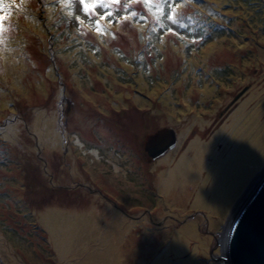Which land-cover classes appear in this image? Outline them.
<instances>
[{
  "label": "rangeland",
  "instance_id": "374dc122",
  "mask_svg": "<svg viewBox=\"0 0 264 264\" xmlns=\"http://www.w3.org/2000/svg\"><path fill=\"white\" fill-rule=\"evenodd\" d=\"M56 1L59 7L23 0L32 20L13 11V22L0 32V264H83L93 252L107 249L105 234L94 231L104 230L102 223L110 220L104 205L129 222L126 235L142 234L143 226L134 221L153 228L152 237L143 240L150 259L136 264H152L169 232L191 220L207 238L198 264H216L210 256L220 255L216 237L264 162L219 220L191 202L181 215L158 211L163 194L154 163L173 150L177 162L195 136L209 140L253 90L264 94V0H120L107 8L97 3L91 12L79 0ZM170 5H178L179 23L167 19ZM15 7L20 9L19 1ZM108 12L112 16L100 26L112 35H97L95 21ZM126 12L136 15L120 20ZM67 20L80 28L92 54L71 42L76 38L69 28L57 37ZM259 103L264 106V95ZM164 128L175 131L176 144L148 160L146 137ZM216 143L220 151L223 143ZM94 152L106 165L93 164ZM50 207L83 215L76 221L89 220L96 211L102 223L94 219L79 250L59 260L42 223ZM164 230L169 232L157 239ZM191 249L186 247L182 261Z\"/></svg>",
  "mask_w": 264,
  "mask_h": 264
},
{
  "label": "bare ground",
  "instance_id": "6f19581e",
  "mask_svg": "<svg viewBox=\"0 0 264 264\" xmlns=\"http://www.w3.org/2000/svg\"><path fill=\"white\" fill-rule=\"evenodd\" d=\"M237 38L242 39L240 36ZM246 72L249 74L248 69ZM263 95L260 90H253L209 140L205 141L201 136H195L186 150L179 154L180 158L177 162L174 163L173 150L154 163L157 171V186L159 192L163 194L157 203L158 211L181 215L188 209L187 204L191 202L190 207L206 208L216 213L218 220L227 213L234 198L255 172L257 165L264 162V153L258 154L264 149V120H260L264 106L263 103H259ZM200 124H203V121H200ZM219 140L223 143V147L217 151L214 145H217L216 142ZM104 158L109 163H114L112 157ZM92 161L94 165H106L97 152H94ZM260 173L261 171L255 178ZM117 182H114V185ZM122 182L127 184L125 181ZM102 186H105V183ZM106 186L110 187L108 184ZM104 206L103 213H107L110 217V220L103 222L104 224L96 211L87 220L81 218L83 215L72 210L66 214L65 210L51 207L47 209L52 210L42 215V223L54 243L59 260L80 247L79 240L83 239V231H92L91 223L94 219L99 220L104 226V230L103 227L97 226L94 231L98 228L97 233H102V236L105 234L107 249L99 254L93 252L83 264H121L128 258L129 260L133 258L129 261L130 264H136L137 259L143 258L142 262L150 259L149 256L145 257L149 247H143V240L146 236L148 239L152 237L153 234L148 235V232L153 228L147 226L145 222L134 221V225L138 223L137 227L143 226L142 234L139 237L130 236V233L126 235L125 229L130 228L129 222L121 213L117 214L111 205ZM79 215H81L80 219L74 220V217ZM218 220H211V225H217ZM186 223L176 230L162 231L157 239L169 232L167 239L170 240L168 243L158 245L161 246L162 252L154 256L152 264H198L201 254L205 253L207 238L199 233L196 221L191 220ZM221 235L216 238H220ZM187 246L192 249L188 258L182 261L181 256Z\"/></svg>",
  "mask_w": 264,
  "mask_h": 264
},
{
  "label": "water",
  "instance_id": "95a60500",
  "mask_svg": "<svg viewBox=\"0 0 264 264\" xmlns=\"http://www.w3.org/2000/svg\"><path fill=\"white\" fill-rule=\"evenodd\" d=\"M175 144V131L164 128L148 135L143 148L152 160ZM221 234L214 243L220 255L210 253L216 264H264V168L231 211Z\"/></svg>",
  "mask_w": 264,
  "mask_h": 264
},
{
  "label": "snow or ice",
  "instance_id": "6c2138e0",
  "mask_svg": "<svg viewBox=\"0 0 264 264\" xmlns=\"http://www.w3.org/2000/svg\"><path fill=\"white\" fill-rule=\"evenodd\" d=\"M120 2V0H108V2H105V0H92V2H87V0H80V3L82 4L83 6V10L85 12H91L97 5V3H99L102 7H105L107 8L109 6V3L111 4H118ZM145 3H150L151 0H144ZM62 3L64 4H68L69 3V0H62ZM170 7V11L167 15V19L173 23H179V18H178V15L176 14V7H178V5H176V7H173V6H169ZM158 12L162 11L161 8H157L156 9ZM131 15V16H135L136 13H125L123 16L119 17L120 20H127L128 19V16ZM112 16V13L111 12H108L106 14H102L100 15V18L99 20L95 21V32L99 35H112L110 33H106L104 29L101 28L100 26V21H103L105 19H108ZM3 17H0V20H2ZM75 19L77 20V22L79 23H83V21L80 19L79 16L75 17ZM113 21L109 19V23H112ZM119 22V21H117ZM180 26L183 27V24L180 23ZM0 28H2V25H0ZM169 32H172L173 30L172 29H168Z\"/></svg>",
  "mask_w": 264,
  "mask_h": 264
},
{
  "label": "trees",
  "instance_id": "16d2710c",
  "mask_svg": "<svg viewBox=\"0 0 264 264\" xmlns=\"http://www.w3.org/2000/svg\"><path fill=\"white\" fill-rule=\"evenodd\" d=\"M55 27H56V31H58L59 29L57 28V26H55ZM65 28H66V29H65V30H63V31H61V32H60V35H58L57 37H59V36H62V35H63V33H64V31H68V28H69V26H68V25H66V26H65ZM67 34H69V33L67 32Z\"/></svg>",
  "mask_w": 264,
  "mask_h": 264
}]
</instances>
